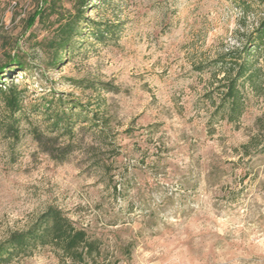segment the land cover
Masks as SVG:
<instances>
[{
    "label": "rangeland",
    "instance_id": "rangeland-1",
    "mask_svg": "<svg viewBox=\"0 0 264 264\" xmlns=\"http://www.w3.org/2000/svg\"><path fill=\"white\" fill-rule=\"evenodd\" d=\"M91 2L112 32L62 52L39 12L74 0H0V66L27 67L1 80L22 96L0 94V243L53 206L97 242L89 264H264L262 50L242 116L218 111L264 0ZM2 264L74 263L44 245Z\"/></svg>",
    "mask_w": 264,
    "mask_h": 264
},
{
    "label": "trees",
    "instance_id": "trees-1",
    "mask_svg": "<svg viewBox=\"0 0 264 264\" xmlns=\"http://www.w3.org/2000/svg\"><path fill=\"white\" fill-rule=\"evenodd\" d=\"M93 0H74L75 13L71 17L60 16L54 6L41 8L39 15L41 18L56 14L55 21L58 23L54 28L53 38L50 44H54L56 51L67 52L73 45V40L84 35V29L91 27L93 36L102 39L105 34L112 32V27L101 22H87L84 13ZM47 9H50L47 12ZM256 34L249 45L244 47L243 53L233 56L232 64L236 66L235 73L230 77L225 85L226 91L218 111H222L223 117L229 122H237L245 110V99L239 83L248 81L251 85L259 76V69L252 62L255 51L264 52V20L255 30ZM26 72L27 67L20 59H12L0 66V94L5 95L6 104L12 112H17L21 108L22 91L15 85L3 88L1 81L7 73V68ZM81 104H72L71 109L81 108ZM57 115V121L60 114ZM69 120V119H68ZM49 245L59 251V255L64 259H70L74 264H89L96 262V256L100 253L99 246L92 240L83 228L76 227L73 222L63 214V212L53 206L47 208L38 219L26 230L15 232L5 241L0 243V264L8 263L21 254H29L37 246Z\"/></svg>",
    "mask_w": 264,
    "mask_h": 264
}]
</instances>
